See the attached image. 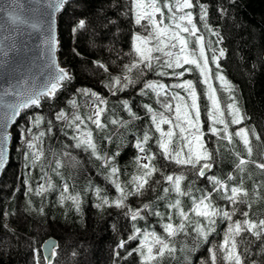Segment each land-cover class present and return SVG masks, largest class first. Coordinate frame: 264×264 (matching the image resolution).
<instances>
[{"label": "snow or ice", "instance_id": "snow-or-ice-1", "mask_svg": "<svg viewBox=\"0 0 264 264\" xmlns=\"http://www.w3.org/2000/svg\"><path fill=\"white\" fill-rule=\"evenodd\" d=\"M94 2L95 0H47V9L50 10L47 16L51 18L55 13L74 10L81 4L88 8ZM235 2L236 0H224L219 4L216 7L218 17L230 18ZM17 4L18 0L0 4V13L6 12L13 24L26 23L16 14ZM109 6L115 8L121 15L130 16V23H134L138 29L133 32L129 51L124 52L116 48L118 41L115 39V33L112 32V26L118 27L119 17L109 18L106 13L102 14L103 8L97 9L94 13L97 20L95 28L86 17L80 18L72 29L73 33L91 29L93 35L101 41L105 32L112 33L111 47L108 50L115 53V60L119 61V74H110L111 63L93 61L97 69L109 73L108 82L104 86L112 96L117 97L119 93L124 92H131L142 98L154 95L156 103L163 111L155 110L150 103H143L140 107L144 110L145 116L142 117L133 110L134 103L130 102V99H124L120 103L128 119H110L105 123L101 118L107 112L108 100L90 88L76 89L73 97L66 101L65 108H60L56 103L59 94L67 90L74 76L57 63L58 42L55 30L49 23L46 40L48 60L45 72L42 73V85L29 86V81L23 80L17 85L5 88L3 95L0 96V105L7 109L3 113V123L0 124V168L5 164L9 123L14 122L15 118L21 115L22 110L39 109L42 108V102L47 103L50 112L46 121V130L39 131L38 134L33 132V128H39L45 121L44 115L36 113L30 117L31 126L25 127L20 132L24 145L25 168L29 170L24 179L25 195L35 194L43 197L46 193L57 191L52 175L65 180L61 171L63 159L71 157L74 150H82L100 160L105 179L115 188L118 195L110 199L107 195H101L102 189L95 187L94 191L99 200L95 207H114L131 225L126 239L121 238L113 249V264H118L121 260L128 261L134 253L140 258L139 264H162L166 256H174L176 247L173 241L181 234L184 237H191L196 241L197 246L200 243L209 245L208 257L202 259L200 264H264V218H253L250 215L252 200L244 186L246 164L254 163L256 168L264 172V163L245 160L237 154L234 172L217 176L212 170L221 163L218 158L220 149L210 150L205 140V135L210 134L217 138L218 142L227 140L231 144L233 141L232 135L228 133L229 121L224 118V112L215 95L216 90L209 82L214 78L220 81L222 88L229 92L233 91L232 85L223 75L221 64V60L226 57L225 48L220 47L224 43L225 36L208 22L210 4L201 0H195V3L193 0H128L127 5H118L112 0ZM122 9L126 10L122 11ZM193 9H198L196 15L199 23L203 25V31L197 25ZM31 27L36 28L37 25L32 24ZM97 28L100 31H97ZM205 32L215 37V41L210 39L206 41ZM4 39L8 40L9 37ZM213 43L217 47H213ZM15 49V42L0 46V55L7 58ZM208 51L211 52L210 58L206 54ZM210 63L215 66L214 73L209 66ZM5 64H7L6 59L0 60V67ZM184 65L192 67L184 68ZM178 69L182 70L178 71ZM193 71H198L199 83L207 89L205 96L209 104L206 113L210 123L206 132L201 127L196 82L183 79L186 73ZM150 74L179 82L165 84L160 79H149ZM177 89L183 90L185 95L175 91ZM80 97L86 98L89 109L83 115ZM230 100L232 102L227 105V114L231 117L230 123L240 124L245 116L237 107L236 98L230 96ZM173 112L174 116L169 115ZM141 120L145 121L146 130L133 137L134 147L137 150L135 157L137 172L127 184H122L119 179L121 170L116 161V157L121 155L120 151L110 155L102 154L94 141L93 129L89 124L95 126L97 133H101L108 128L109 123L128 127L133 122ZM164 124L169 125L166 132L161 128ZM217 125H223V128ZM174 128L179 129V133L174 132ZM54 130L62 131L68 143L63 145L62 152L49 150L51 157L49 159L40 145L46 136L49 138L54 136ZM248 132V129L241 128L234 135L242 139L251 157L252 148ZM155 133H159V136H155ZM251 134L257 141L261 140V135L255 127L251 129ZM103 139L110 142L112 137L106 135ZM153 140L157 149L155 152L150 146ZM37 168L40 175L33 187L29 178L32 170ZM259 187L260 184H255L253 198L264 199L256 191ZM148 192L153 194L159 192V194L154 195L148 202L133 207L130 200L144 201ZM68 193L69 184L65 181L60 189L59 199L61 202L71 200L76 211L79 212L82 203L80 194ZM182 198L190 201L187 210ZM38 211L43 214V207ZM153 217L158 218L164 235L158 234L155 229L149 230L148 221ZM141 221L144 222L143 227L138 226ZM220 223L226 224L222 238L209 240L214 234L220 236V233H217ZM113 228L120 232L115 225ZM149 238H151L150 242ZM5 239L7 238L0 239V245L5 243ZM138 239L140 241L138 246L122 256L121 251ZM48 243L51 246L54 242ZM31 250L34 264H40L36 255L37 250L35 248Z\"/></svg>", "mask_w": 264, "mask_h": 264}, {"label": "trees", "instance_id": "trees-1", "mask_svg": "<svg viewBox=\"0 0 264 264\" xmlns=\"http://www.w3.org/2000/svg\"><path fill=\"white\" fill-rule=\"evenodd\" d=\"M111 2L112 0H95L94 4L88 8L81 4L74 10L61 11L58 16L59 59L61 64L73 74L74 79L71 85L67 86V90L59 94L56 103L60 108H65L66 101L73 97L76 89L90 88L108 100L107 112L101 118L105 123H108L110 119H128V115L123 111L120 103L124 99H130V102L135 105L133 110L142 117L145 116L144 110L140 107L143 103H150L155 110L163 111L156 103L155 96L151 101L147 97L142 98L131 92L119 93L117 97L112 96L104 86L108 82L109 73L97 69L93 61L100 60L111 63L110 74H119V61L115 60V53L108 50L111 47L112 33L105 32L101 41L93 35L91 29L81 30L77 33L72 31L78 19L85 17L95 28L97 20L94 13L97 9L103 8L102 14L106 13L109 18L119 17L118 27L112 26V32L115 33V39L118 41L115 45L116 48L124 52L129 51L133 32L137 28L134 23H130V16L121 15L115 8L110 7ZM115 2L118 5L128 4V0H115ZM201 2L210 4L208 22L219 30L221 35L225 36L223 45H220L226 50V57L221 60L223 73L232 84L234 97L238 99L242 114L245 116L244 121L237 125H232L229 120L228 130L237 142L231 144L227 140L218 142L217 138L210 134L205 135L210 150L220 149L218 158L221 163L212 171L217 176H222L234 172V161L237 160V154L245 160L264 163V0H236L232 16L227 19H220L216 12V7L224 0H201ZM193 12L196 15L198 9H193ZM196 19L199 21L198 15H196ZM234 24L236 26H233ZM197 25L203 31L201 24L197 22ZM96 30L100 31L98 28ZM204 35L211 37L207 33ZM212 39L215 41V37ZM149 77H154V75L150 74ZM205 93L203 89L198 92L200 111L204 120L202 129L206 132L209 125L206 108L209 102L206 100ZM219 96L221 98L220 92ZM79 99L82 105L81 114H86L89 110L86 98L80 97ZM49 112L50 108L44 102H42V108L23 110L12 129L13 156L0 178V239L7 238L5 243L0 245V263L34 264L31 249L35 248L40 264H47L41 251V245L47 237L54 235L59 240V249L51 264H113V249L121 238L126 239L131 225L126 218L118 214L116 208L95 207L98 203L97 196L94 194L95 187L103 189L101 195H118L115 188L113 189L105 182L104 169L100 160L82 150H74L71 157L63 159L61 171L65 180L52 175V180L57 185V191L46 193L43 197L35 194L25 195L24 179L29 170L25 168L24 145L22 141L21 145L19 144L20 132L25 127L31 126L30 117L36 113L44 115L45 121L39 128H33V132L38 134L39 131L46 130ZM169 115L172 116V113ZM164 125L163 130L168 131L169 125ZM238 126L239 130L241 128L249 130L251 157H249L247 147L243 144L242 139L234 135L238 131ZM89 127L93 129L94 141L102 154L110 155L120 151L121 155L116 157L117 165L121 170L119 179L122 184L130 181L137 172L135 166L137 150L133 145V137L146 130L145 121H135L128 127H119L109 123L108 128L101 133L96 132L94 125L89 124ZM217 127L223 128V125H217ZM253 127L260 133V141H257L251 134ZM175 130L179 133V129L174 128L173 131ZM54 132V136L51 138L46 136L40 145L49 159L51 158L49 150L62 152L64 151L63 145L68 143L62 131L54 130ZM106 135H111L110 142L103 139ZM155 136H159V133H155ZM150 146L152 151H157L154 140L150 142ZM142 162L147 163V161ZM39 175L38 168L32 170L29 179L33 187H35ZM244 176V186L249 190V198L252 200L250 215L253 218H264V199L253 198L255 184H260L256 191L261 197H264V172L256 168L254 163H248L245 166ZM65 181L69 184L68 194H80L81 201H84V212L69 211L73 207L71 200L60 201V189ZM39 182L43 183V181ZM199 186L203 187V185ZM158 194L159 192L155 194L148 192L144 201L131 199L130 202L135 207L142 202H148ZM182 199L187 210L190 207V201L187 198ZM221 206H223V202H221ZM41 207L44 209L43 214L38 211ZM113 225L120 230L119 233L114 230ZM143 225L144 222L141 221L138 226L143 227ZM148 227L149 230H162L158 231V234L164 235L158 218H151L148 221ZM225 227L226 224L220 223L217 227V233H220V236L217 237L214 234L209 237V240L222 238ZM149 240L151 241V238ZM173 242L176 252L173 257L166 256L162 264H200L202 259L208 257V244L200 243L197 246L196 241L191 237H184L183 234L175 237ZM139 243V239L129 243L126 249L121 251V255H125ZM139 259L134 253L128 261L121 260L118 264H139Z\"/></svg>", "mask_w": 264, "mask_h": 264}, {"label": "water", "instance_id": "water-1", "mask_svg": "<svg viewBox=\"0 0 264 264\" xmlns=\"http://www.w3.org/2000/svg\"><path fill=\"white\" fill-rule=\"evenodd\" d=\"M8 3H10V0H0V4ZM15 11L26 23L13 24L8 19L6 12L0 13V46H6L12 42L16 44V49L10 52L7 58L0 55V60H7V64L0 67V96L3 95L5 88L11 85H17L18 82H22L23 80L29 81V86L34 85L39 87L42 85V73L45 72V65L48 60L46 40L49 23L52 24L55 30V36L58 42L56 50L57 63L60 67L68 70L67 67L61 64L58 55L60 45L58 16L60 12L48 18L47 12L50 10L47 9V0H18ZM32 24H36L37 27L32 28ZM5 37H9V39L5 40ZM5 99L8 98L5 97ZM5 111L7 109L0 105V124L3 123V113ZM19 117H16L14 122L9 123L7 128L9 139L6 143L5 164L3 168H0V178L10 160L12 143L11 129ZM49 241H53L54 243L50 246ZM58 248L59 240L56 236H50L42 243L44 258H48L46 259L47 264H51L54 261Z\"/></svg>", "mask_w": 264, "mask_h": 264}, {"label": "rangeland", "instance_id": "rangeland-1", "mask_svg": "<svg viewBox=\"0 0 264 264\" xmlns=\"http://www.w3.org/2000/svg\"><path fill=\"white\" fill-rule=\"evenodd\" d=\"M165 14H167V12H166V10H165ZM195 15V14H194ZM157 19H159V16H157ZM166 23H167V21H165ZM196 22H198L199 23V21H197V19H196ZM202 28H203V25H200ZM138 29H136V31H137ZM206 33V32H205ZM212 40L213 41V39H212V37H206V41L207 40ZM213 47H217L216 45H215V43H213ZM222 47V46H221ZM206 54L208 55V57L210 58L211 57V52L210 51H208V52H206ZM210 68H211V70H212V72L214 73L215 72V66L214 65H211V63H210ZM188 67H192V66H190V65H184V68H188ZM179 70H182V69H178V71ZM169 71H171V70H169ZM151 75H154V74H151ZM223 75L225 76V74L223 73ZM226 77V76H225ZM149 79H153V80H156V79H160L163 83H165V84H172V83H176V82H179V81H176V80H174V79H169L168 77H156L155 75H154V77H149ZM183 79H185V80H188V79H191V80H193L194 82H196V87H197V92H199V90L200 89H203L205 92L207 91V89H206V86H204V85H202V84H200L199 83V73H198V71H193L192 73H186L185 74V76L183 77ZM226 80L229 82V80L226 78ZM212 85H213V87L215 88V95H216V97H217V99H218V103H219V106H220V108L222 109V111L224 112V118L227 120V121H229V120H231V117L230 116H228V114H227V105L229 104V103H231V100H230V96H234V93H233V91L232 92H229L227 89H225V88H222L221 87V84H220V81H218V80H215L214 78L213 79H211L210 81H209ZM230 83V82H229ZM231 84V83H230ZM232 85V84H231ZM175 91H179L180 92V94L181 95H185V93L183 92V90H179V89H177V90H175ZM219 92H220V95H221V98H222V100H221V98H220V96H219ZM154 96V95H153ZM153 96H151V97H147L150 101H151V99H152V97ZM174 102V104H175V101H173ZM236 102H237V107L240 109V111H241V114H242V108L239 106V103H238V99L236 98ZM175 115V113L173 112L172 113V116H174ZM243 115V114H242ZM203 122H204V120H203V118H202V115H201V127H202V125H203ZM209 123H210V121H209ZM164 127H165V125H161V128L162 129H164ZM239 126H238V130H239ZM166 132V131H165ZM174 132H176V133H178L176 130L174 131ZM228 133L231 135V133H230V131L228 130ZM232 142H237L235 139H233V141ZM19 144L21 145V140H19ZM19 145V146H20ZM134 145V144H133ZM12 156H13V153H12ZM11 156V157H12ZM106 183H108L113 189H114V187L106 180L105 181ZM129 182V181H128ZM128 182H126V183H124V184H127ZM103 187H104V185H103ZM100 189H102V188H100ZM103 190V189H102ZM249 191V190H248ZM94 192V191H93ZM102 193V192H101ZM117 193V192H116ZM250 193V192H249ZM95 194V196H96V193H94ZM112 196H108L110 199H112V198H115V196H116V194H111ZM83 200H82V203H81V209H80V211H79V213H82V212H84V209H83ZM256 202H258V201H256ZM98 203H99V200H98ZM54 210V209H53ZM76 211V209H75V207L73 206L72 208H71V210H69V211ZM158 231H162V230H156V232L158 233ZM52 236H54V235H52ZM150 241V240H149Z\"/></svg>", "mask_w": 264, "mask_h": 264}]
</instances>
